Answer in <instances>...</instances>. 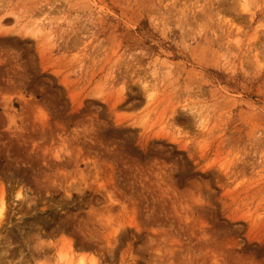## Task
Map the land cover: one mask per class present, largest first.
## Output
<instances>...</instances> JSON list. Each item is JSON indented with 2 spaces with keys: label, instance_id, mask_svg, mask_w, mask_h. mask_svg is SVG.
<instances>
[{
  "label": "rangeland",
  "instance_id": "1",
  "mask_svg": "<svg viewBox=\"0 0 264 264\" xmlns=\"http://www.w3.org/2000/svg\"><path fill=\"white\" fill-rule=\"evenodd\" d=\"M0 264H264V0H0Z\"/></svg>",
  "mask_w": 264,
  "mask_h": 264
}]
</instances>
